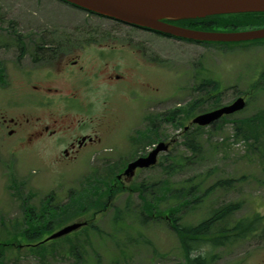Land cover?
I'll use <instances>...</instances> for the list:
<instances>
[{"label": "rangeland", "instance_id": "374dc122", "mask_svg": "<svg viewBox=\"0 0 264 264\" xmlns=\"http://www.w3.org/2000/svg\"><path fill=\"white\" fill-rule=\"evenodd\" d=\"M263 28L264 23H256L238 31ZM95 31L116 34L114 41L107 42L117 49L124 47V53L116 50L114 56L106 54L104 59L124 64L125 82L115 89L107 87L101 78L89 96L94 104L92 119L101 139L94 152L85 153L76 162L62 157L55 161L53 155L42 151L43 144L34 149H13L15 138L0 137V242L14 241V247L5 251L4 262L186 264L178 238L165 219L152 218L144 224L138 185L157 184L147 191L146 199L151 200L155 195L162 196L165 188L175 191L190 182L210 187L218 180L243 178L234 190H216L203 211L242 202L244 207L235 220L256 213L264 216V136L257 145L255 139L237 136L235 122L264 110V81L260 78L264 73V43H188L112 23L59 0H0V64L8 67L17 56L12 50L15 42H90ZM204 80L221 83L224 90L217 100L207 97L210 88H195ZM251 85L257 90L246 98L244 111L213 128L191 129L189 135L200 147L196 153L183 145L184 126L177 128L164 120L174 110L189 111L202 97L204 102L192 111L195 116L228 106L248 94ZM181 115L184 125L189 126L191 118L184 112ZM158 117L159 137L149 133L152 120ZM174 138L175 145L160 156L158 167L139 172L129 184L118 185L114 190L118 196L108 199L113 185L110 177L115 179L117 169L150 153L159 142ZM103 181L109 182L102 199V204H110L107 211L101 214L92 208L75 219H57L50 233L43 231L42 240L74 222L87 221L95 228L88 226L38 247L21 236L28 227L29 213L41 218L64 215L65 208L58 209L70 201L72 194L95 189L99 186L96 183ZM167 205L162 202L161 210ZM116 211L123 213L122 219H116ZM212 264H264V236L219 249Z\"/></svg>", "mask_w": 264, "mask_h": 264}, {"label": "flooded vegetation", "instance_id": "af4514ba", "mask_svg": "<svg viewBox=\"0 0 264 264\" xmlns=\"http://www.w3.org/2000/svg\"><path fill=\"white\" fill-rule=\"evenodd\" d=\"M92 34L90 42H15L12 50L17 56L8 67L0 64V137L15 138L11 148L34 149L43 144L42 151L55 161L62 157L76 162L101 143L89 96L101 78L109 88L124 86V64L104 59L116 50L124 53V47L117 49L107 42L115 40L114 33ZM204 87H208L205 80L195 86L198 91ZM159 123V117L152 120L154 134ZM116 184H124V179Z\"/></svg>", "mask_w": 264, "mask_h": 264}, {"label": "trees", "instance_id": "16d2710c", "mask_svg": "<svg viewBox=\"0 0 264 264\" xmlns=\"http://www.w3.org/2000/svg\"><path fill=\"white\" fill-rule=\"evenodd\" d=\"M179 23L182 26L206 32H217L220 31V28L229 29L227 32H237L239 28L251 24L264 23V14L214 16L206 19L181 21ZM208 84L213 87L209 91V100H217L216 98H219V96L215 95L220 90L219 83L209 81ZM203 102L204 99L196 102L187 112L175 110L172 116L167 118V122L171 119L177 128L185 126L181 114L184 112L186 117L192 118L194 115L192 111L196 105ZM235 122L237 123V136H242L246 140L255 139L256 145L259 143L260 138L264 136V110H259L250 118L236 120ZM199 129L197 128V130ZM184 146L193 153L199 151L200 148L197 140L188 134L184 141ZM243 181V178L237 180L223 179L210 187L190 182L175 191H170L169 188L164 187L163 195H155L151 200L146 199L147 191L149 186L154 188L157 184L138 185L136 186V191L142 201L143 217L151 219L161 216V218L169 221L168 226L178 238L186 264H212L219 249L231 246L239 241H248L256 236H264V216L259 213L250 217L234 219L235 215L242 211L244 207L242 202L230 203L202 212L205 202L214 191L218 189L234 190ZM104 185H107V183H101L98 186L99 188L83 190L78 194L75 192L74 196L76 197L74 198L72 195L70 201L58 209L65 208L64 215L55 214L52 217L49 216V218H41L34 215V213H29L31 218L29 223H27L28 227L24 229L21 236L37 241L43 237V231H48V233L52 231L53 222L57 219H75L86 214L92 208L103 210L105 208L104 204H102L103 193L105 192L103 191ZM172 201L175 204H170ZM162 202L169 204L163 210L160 208ZM122 214L120 211L117 212L116 219H122ZM193 214L195 217L190 218ZM3 243H0V264H7L4 262V254L8 245ZM197 252L199 254L193 256Z\"/></svg>", "mask_w": 264, "mask_h": 264}, {"label": "water", "instance_id": "95a60500", "mask_svg": "<svg viewBox=\"0 0 264 264\" xmlns=\"http://www.w3.org/2000/svg\"><path fill=\"white\" fill-rule=\"evenodd\" d=\"M93 13L114 18L126 24L159 31L178 38L209 43H241L264 39V29L237 32L212 33L193 31L168 24L166 21L205 19L214 16L264 13V0H64ZM246 107L243 98L232 105L200 115L193 124L210 126L224 116H230ZM187 130V129H186ZM169 146L161 143L148 157L139 158L128 165L124 176L132 179L138 169L156 166L158 156L168 151ZM86 223L69 225L49 237L59 239L71 234Z\"/></svg>", "mask_w": 264, "mask_h": 264}]
</instances>
